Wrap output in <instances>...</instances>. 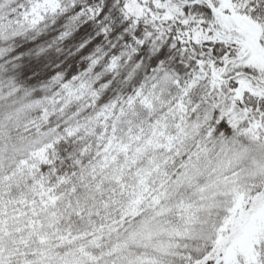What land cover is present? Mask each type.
<instances>
[{"label": "snow or ice", "instance_id": "6c2138e0", "mask_svg": "<svg viewBox=\"0 0 264 264\" xmlns=\"http://www.w3.org/2000/svg\"><path fill=\"white\" fill-rule=\"evenodd\" d=\"M121 6L140 55L0 86V264H264V0Z\"/></svg>", "mask_w": 264, "mask_h": 264}, {"label": "trees", "instance_id": "16d2710c", "mask_svg": "<svg viewBox=\"0 0 264 264\" xmlns=\"http://www.w3.org/2000/svg\"><path fill=\"white\" fill-rule=\"evenodd\" d=\"M31 2L11 0L0 10L5 21L0 30V86L42 98L55 87L56 77L71 82L90 75L94 58L127 54L133 48L134 55L141 54L137 41L144 34L137 36L128 24L121 0H59V8L39 24H17ZM144 55L151 60L155 53L149 47Z\"/></svg>", "mask_w": 264, "mask_h": 264}]
</instances>
